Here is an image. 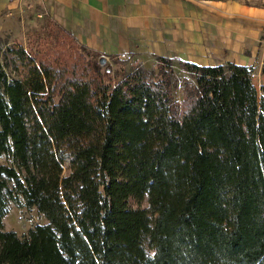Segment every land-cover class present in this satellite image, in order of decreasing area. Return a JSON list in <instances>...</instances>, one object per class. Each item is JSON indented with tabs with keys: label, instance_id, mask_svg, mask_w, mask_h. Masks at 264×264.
<instances>
[{
	"label": "trees",
	"instance_id": "obj_1",
	"mask_svg": "<svg viewBox=\"0 0 264 264\" xmlns=\"http://www.w3.org/2000/svg\"><path fill=\"white\" fill-rule=\"evenodd\" d=\"M8 52L0 264H264V81L258 96L252 68L177 61V102L168 58L109 81L94 62ZM18 196L45 220L22 237L1 227Z\"/></svg>",
	"mask_w": 264,
	"mask_h": 264
},
{
	"label": "crops",
	"instance_id": "obj_2",
	"mask_svg": "<svg viewBox=\"0 0 264 264\" xmlns=\"http://www.w3.org/2000/svg\"><path fill=\"white\" fill-rule=\"evenodd\" d=\"M37 3L76 42L103 58L156 57L264 73V10L235 2L0 0V16ZM25 4V5H26Z\"/></svg>",
	"mask_w": 264,
	"mask_h": 264
},
{
	"label": "rangeland",
	"instance_id": "obj_3",
	"mask_svg": "<svg viewBox=\"0 0 264 264\" xmlns=\"http://www.w3.org/2000/svg\"><path fill=\"white\" fill-rule=\"evenodd\" d=\"M182 1L194 3L235 2L264 10V0ZM25 4L20 10L5 12L0 16V67L7 75H13L7 65L9 66L10 60L8 50L14 45H19L25 52L41 53L46 59L54 61L55 64L63 65L67 70L72 69L73 66V69L77 70V67L82 64L94 62L99 66L101 75L109 70L106 77V79H110L109 81L137 65L146 70L154 68L155 61L142 62L134 57L105 58V63L100 65L98 64L100 57L93 56L90 52L82 49L72 37L63 34L62 28L44 14L39 4ZM172 68L173 74L178 80L174 98L179 102L181 100L180 83L185 74L180 72L176 62L172 63ZM251 80L258 91V96H262L259 87L263 84L264 73L262 72L259 78L253 70ZM0 165L14 167L12 159L8 155H0ZM6 184L9 189H13L14 183L12 181H7ZM43 224H45L43 217L36 212L35 208H27L20 196L17 197V203L10 201L7 203L6 212L1 218L2 230L12 231L17 237L25 236L34 226Z\"/></svg>",
	"mask_w": 264,
	"mask_h": 264
},
{
	"label": "water",
	"instance_id": "obj_4",
	"mask_svg": "<svg viewBox=\"0 0 264 264\" xmlns=\"http://www.w3.org/2000/svg\"><path fill=\"white\" fill-rule=\"evenodd\" d=\"M104 63H105V58L100 57V58L98 59V64L103 65Z\"/></svg>",
	"mask_w": 264,
	"mask_h": 264
}]
</instances>
